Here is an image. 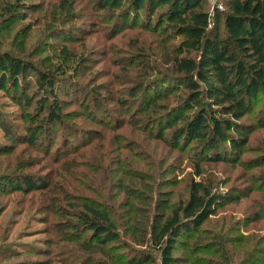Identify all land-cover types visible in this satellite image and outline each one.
Wrapping results in <instances>:
<instances>
[{"label": "rangeland", "instance_id": "1", "mask_svg": "<svg viewBox=\"0 0 264 264\" xmlns=\"http://www.w3.org/2000/svg\"><path fill=\"white\" fill-rule=\"evenodd\" d=\"M102 1L69 0L65 4L63 0H0V54L11 53L47 70L61 64L63 46L72 49L67 76L79 86L80 96L65 111L70 112L67 122L77 124L81 131L78 140L68 136L72 147H65V151L58 126L53 129L56 131L53 142L41 135L39 140L47 146L30 147L26 136L19 137L28 133V122L21 117L24 108L18 105V98L12 92L0 90V149L4 146L9 149L0 152V177L42 176L51 186L46 192L0 194V264H95L97 261L116 264L112 257L118 256L116 261L124 263L139 252L156 254L153 242L146 239L151 234L154 237L170 207L188 199L191 181L201 178L196 175V163L203 171L202 178L215 181V190L232 196L247 192L249 197L224 205L202 225L204 234L189 242L194 264H256L248 260L253 257L255 246H264V219L246 224V218L254 217L259 210L264 214V183L259 180L264 174V128L259 126V120L264 118L262 96L243 119L242 123L249 127L248 139L234 162L197 161L196 154L202 146L196 142L185 151L172 149L158 138L157 127L150 125L153 116L162 109L156 107L143 122L134 120L137 117L134 112L142 110V96L153 83H160L156 90L176 84L179 73L173 57L183 37L176 34L172 25L149 29L144 11L135 18L131 13L128 28L115 29L107 21L111 11L100 10ZM204 1L211 13L213 1ZM227 1H219L224 8L220 12L225 11ZM128 2L124 12L131 9ZM8 7L14 8L13 14L5 18ZM122 11L113 18L123 17ZM161 11L166 12V7ZM155 21L156 14L150 22L153 25ZM220 32L225 38L222 24ZM234 50L242 59L243 55ZM82 58L84 61L76 72ZM35 81L34 73L27 76L28 85L24 88L27 94H35ZM133 89H137L138 99L130 96ZM184 93L179 91V95ZM179 95L172 94L170 100L160 102L172 105ZM38 98L35 96L33 101ZM102 118L113 127H122L115 132L108 130L102 121H97ZM8 133L17 139L14 153L10 152ZM86 139L88 142L80 147ZM112 139L123 145L111 146ZM57 149L62 156L56 160ZM67 200L75 203L76 208L69 207ZM80 203L109 210L118 224L123 236L121 241L106 247L112 249L110 257L94 245L81 249L79 244L68 240L67 225L75 221L73 215L81 210ZM51 227L54 235L47 233ZM129 229L132 233H124ZM49 240L53 244H48ZM194 246L197 248L191 249ZM49 250L52 252L47 255ZM10 252L17 255L3 259V254ZM185 254L190 255L187 248L180 246L177 255L184 257L180 264H187Z\"/></svg>", "mask_w": 264, "mask_h": 264}, {"label": "trees", "instance_id": "2", "mask_svg": "<svg viewBox=\"0 0 264 264\" xmlns=\"http://www.w3.org/2000/svg\"><path fill=\"white\" fill-rule=\"evenodd\" d=\"M63 1L65 4L69 2V0ZM126 1L103 0L101 2V11L106 9L111 11L107 21L112 22L115 29L128 28L131 13L132 18H135L144 11L149 29L153 27L158 30L172 25L176 28V34L183 37V40L176 45V53L173 57V64L179 73L175 79L176 84L156 90L160 83L155 82L150 88L148 87L142 96L144 106L141 111L134 112L137 116L134 120L140 122L142 119L144 121L149 119V113L158 107L162 109V112L153 116L150 125L157 127L158 138L172 149L185 151L193 142H196L197 145L202 146L196 154L197 161L204 159L206 162L215 163L234 162L235 156L244 151L248 139L249 127L242 123L243 119L250 114L260 96L263 98L261 113L264 116V0H228L225 11L215 12L214 26H212L213 18L205 8L204 0H129L131 9L129 12H124ZM164 7L166 12H159ZM121 9L124 13L123 17L114 19V16L117 17L121 13L118 12ZM13 10V7L5 8L4 17L12 15ZM154 14H156V21L152 25L150 21ZM221 24L226 33L225 38L220 32ZM234 49L243 55L242 59L237 57ZM61 53L64 56L61 64L47 70L39 69L34 63L11 53L0 54V90L12 92L14 97L18 98L16 100L18 105L24 108L21 117L28 122L26 126L28 133L19 137L23 139L26 136L30 147H38L36 146L38 144L42 147L47 146V144L44 146L42 139L39 140L41 135L48 136L45 140H49V143L53 142L55 126L62 131L64 151L65 147L70 145L72 147L68 136L78 140L81 134L77 124L67 122L66 118L70 112L65 111L74 105L80 96L79 86L67 76L69 72L67 67L73 59V51L65 45ZM83 61L82 58L78 68L75 69L76 72ZM33 73L36 75L37 90L34 95H29L24 88L28 85L27 76ZM164 83L167 84L169 81ZM180 90L186 93L179 95ZM172 94L179 95L176 96V102L172 105L160 102L170 100ZM37 95L39 98L34 102L33 99ZM60 95H64V98ZM93 95L95 97V94ZM96 95L99 94L96 93ZM130 96L138 99L137 89H133ZM100 112L103 113L104 110ZM97 121H102V125L108 126V130L113 132L122 127H113L103 118ZM180 122H183L182 126H178ZM259 126L264 128V118L259 120ZM168 134L170 139L167 138ZM6 135L11 141L10 152L14 153L17 139H13L9 133ZM113 140L109 142L111 146L123 145L122 142L118 140L113 142ZM87 142L86 139L79 146ZM75 148L72 153L76 151ZM7 150H9L8 147L4 146L0 152ZM61 156L62 152L58 150L56 160ZM262 164L263 162L259 163V165ZM195 167L196 175L201 178L191 181L188 199H181L175 206L170 207L169 214L163 215L154 237L151 234L150 239H146L153 242L156 254L139 252L137 256L124 263L180 264V260L184 257L178 256L177 252L178 248L183 246L190 253V255L185 254L184 262L194 264L189 242L195 236L204 234L202 225L216 215L224 205L238 203L241 199L249 197L247 192L232 196L215 190V181L202 178L203 171L199 163H196ZM259 180L264 183V174L259 177ZM50 187L48 181L42 176L4 175L0 177V194L10 191L24 194L39 190L46 192ZM67 201L69 207L76 208L75 203L71 200ZM79 207L81 210H76L77 212L73 215L75 221L67 225L71 231V233L69 230L67 232L70 234L68 240L79 244L81 249L94 245L103 255L110 257L112 249L109 251L106 247L121 241L123 236L118 224L109 210L89 203H80ZM261 219H264V214L259 210L254 213V217L246 218V224ZM47 233L54 235V227L48 228ZM82 233H89V235L83 238ZM124 233L132 232L129 229ZM47 243L52 242L49 240ZM195 248L197 247L194 246L191 249L195 250ZM51 252L52 250H49L47 255ZM3 255V259H8L15 257L17 253L10 252ZM252 256L251 260H248L249 263L264 264V246H255ZM112 258L114 263L124 264L116 261L118 256ZM95 264L109 263L97 261Z\"/></svg>", "mask_w": 264, "mask_h": 264}, {"label": "built area", "instance_id": "3", "mask_svg": "<svg viewBox=\"0 0 264 264\" xmlns=\"http://www.w3.org/2000/svg\"><path fill=\"white\" fill-rule=\"evenodd\" d=\"M213 1V9L212 12L210 13L211 18L214 17V14L216 11L223 10V5L219 2L220 0H212Z\"/></svg>", "mask_w": 264, "mask_h": 264}]
</instances>
